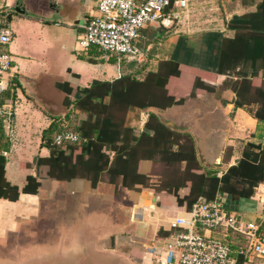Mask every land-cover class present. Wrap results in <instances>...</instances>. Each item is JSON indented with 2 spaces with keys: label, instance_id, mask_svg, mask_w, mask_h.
I'll return each instance as SVG.
<instances>
[{
  "label": "crops",
  "instance_id": "0c3cea01",
  "mask_svg": "<svg viewBox=\"0 0 264 264\" xmlns=\"http://www.w3.org/2000/svg\"><path fill=\"white\" fill-rule=\"evenodd\" d=\"M192 1L180 18L179 30L162 44V52L152 49L160 44L153 41L160 35L154 24L140 31L143 56L120 62L98 46L81 50L77 43L88 21L99 13L97 0H0V26L13 32L5 46L12 67L4 74L8 85L0 94V106L11 111L0 128V264H93L101 258L103 264H161L149 246L163 249L171 237L166 233L172 229L171 222L189 215L186 206L180 205L184 211L171 210L164 204L165 196L152 188L128 189L108 181L93 187L86 178L59 180L49 174L50 166L39 163V158L51 154L46 131L69 112L72 118L85 117L73 103L65 104L68 94L60 88L61 82L73 87L74 100L78 88L94 80L113 81L131 73L143 77L173 57L181 74L172 93L176 98L185 96V102L166 109L133 107L129 125L140 132L150 112H155L168 125L190 132L204 167L219 175L241 158L246 142L264 141V125L248 109L235 106L232 89L220 93L198 89L189 96L196 74L215 86L227 79L229 74L217 69L224 38L236 34L228 22L255 11L263 0ZM254 82L261 84L262 71ZM228 146H233V153L225 163ZM152 169L151 160L140 162L142 173ZM29 176L40 182L37 191L34 186L27 188ZM188 192V188L180 190L182 196ZM228 203L231 211L242 213L248 221H261L264 184L255 196ZM60 205L67 207L63 215ZM41 222L54 243L39 242L42 234L36 233L42 230Z\"/></svg>",
  "mask_w": 264,
  "mask_h": 264
},
{
  "label": "trees",
  "instance_id": "16d2710c",
  "mask_svg": "<svg viewBox=\"0 0 264 264\" xmlns=\"http://www.w3.org/2000/svg\"><path fill=\"white\" fill-rule=\"evenodd\" d=\"M228 26L236 34L224 38L217 73L225 71L229 76L222 85L215 86L206 83L194 70L196 79L189 96H195L198 89L217 93L232 89L235 106L248 109L264 125V0L255 11L234 16ZM179 65L178 59L170 57L143 77L131 73L113 81L94 80L91 85L78 88L74 100L70 97L73 87L61 82L60 88L68 94L65 104L73 103L85 117L75 114L72 118L69 112L66 118L55 120L46 131L50 134L47 143L51 154L39 158V163L49 165V174L59 180L86 178L93 187L100 181H108L128 189L152 188L158 196L173 193L178 204L188 210L199 199L213 201L219 194L229 198V203L225 199L228 204L255 196L259 185L264 184V141L246 142L241 158L219 175L217 170L204 167L190 132L168 125L155 112H150L140 132L127 123L128 112L133 107L166 109L185 102V96L176 98L172 93L181 74ZM260 71L262 82L256 84L254 78ZM63 129L78 132L88 141L54 143L55 135ZM232 153L233 146H228L223 162L229 163ZM145 159L153 162L150 173L139 170L140 162ZM39 185L35 177L29 176L28 189L34 186L37 191ZM183 188L189 192L182 196ZM175 232L172 228L166 233L172 237ZM261 233L264 234V222ZM237 246L234 243V248ZM244 261L239 256L238 263Z\"/></svg>",
  "mask_w": 264,
  "mask_h": 264
},
{
  "label": "built area",
  "instance_id": "2783aa9c",
  "mask_svg": "<svg viewBox=\"0 0 264 264\" xmlns=\"http://www.w3.org/2000/svg\"><path fill=\"white\" fill-rule=\"evenodd\" d=\"M172 3L173 0H97L99 13L88 21L79 37L80 49L98 46L121 58L140 59L143 56L139 45L141 29L158 23L169 27L178 18L172 8H186L189 0ZM12 38L13 32L0 26V94L8 85L4 74L12 67V56L5 49ZM10 115L11 111L1 105L0 128ZM86 141L87 137L68 129L54 137V143L59 145ZM188 214L171 222L176 232L163 249L149 246L150 252L161 258V264H239V256L245 258L246 264L252 255L264 257V234L261 233L264 218L259 222L248 221L242 213L229 210L221 194L213 201L199 199ZM234 243H238L235 248Z\"/></svg>",
  "mask_w": 264,
  "mask_h": 264
},
{
  "label": "rangeland",
  "instance_id": "374dc122",
  "mask_svg": "<svg viewBox=\"0 0 264 264\" xmlns=\"http://www.w3.org/2000/svg\"><path fill=\"white\" fill-rule=\"evenodd\" d=\"M191 2H193L192 0H189V4H188V7L190 6V3ZM188 7H179V6H174L173 8H172V12L176 15V16H178V18H176L175 20H174V22H173V24L172 25H170L169 27H163V26H161L160 25V23H158L157 25L158 26H160V27H158L157 26V29H158V32H159V37H157V36H153V41H154V43H155V41H156V43L158 44V42H160V44L159 45H154V47L152 48V49H155L156 50V52H159V50L162 52L163 51V49H162V44H164L170 37H172L173 35H175V32L177 31V30H179V27H180V18H183L184 16H186V14L185 13H187L186 12V10H187V8ZM182 24V23H181ZM162 28V29H161ZM159 29L160 30H163V31H159ZM155 31V30H154ZM168 42V41H167ZM77 43H78V40H77ZM160 47L159 49H157V47ZM118 61H122L123 60V58H121V57H119L118 56ZM124 59H126V58H124ZM126 60H128V59H126ZM142 118H144L143 117V115L141 116L140 115V124L142 125ZM164 196H165V202H164V204L165 205H168L169 207H172V209L171 210H173V209H179L180 211H184V209L182 208V207H180V205L178 204V202L176 201V198H175V195L173 194V193H164L163 194ZM109 207V206H108ZM107 207V208H108ZM64 208V210H62ZM59 209L60 210H62L61 211V213L60 214H62V212L63 211H66V209H67V207L66 206H62V205H60V207H59ZM111 209H113L112 207H109V210H111ZM167 212L169 213L170 211H168L167 210ZM166 212V213H167ZM171 212H173V211H171ZM166 214V215H169V214ZM185 213H186V210H185ZM103 214V213H102ZM63 215V214H62ZM66 215V214H65ZM108 216V215H107ZM66 219V216H64L63 217V220H62V222H67V220H65ZM166 219H167V216H166ZM47 223L48 222H46V221H44L43 222V224H44V226H46L47 225ZM71 224H72V222H71ZM164 224H166V223H164ZM66 226H63L62 228H65ZM40 229L42 228V230H38L37 231V237H40L41 236V234H42V237L40 238V241L39 242H43L44 244L46 243H48L49 242V244L50 243H54L55 242V240H51L50 239V235H48L47 234V237H46V235H45V233H46V231H47V228L45 227H43L42 226V222H41V224H40V227H39ZM38 228V229H39ZM154 232V231H153ZM44 238H46L45 240H44ZM162 240H164V239H162ZM31 241V240H30ZM36 241H38V239L36 240ZM38 242V243H39ZM47 246V245H46ZM48 247V246H47ZM49 250V249H48ZM44 251H47V250H45L44 249ZM98 261L97 262H95L94 260H93V264H103V263H105V260L103 259V258H101V259H97ZM55 264H58V261H55L54 262ZM247 264H264V257H261V256H257V255H252L251 256V260L250 261H248V263Z\"/></svg>",
  "mask_w": 264,
  "mask_h": 264
}]
</instances>
